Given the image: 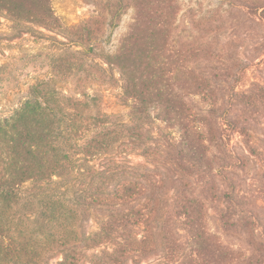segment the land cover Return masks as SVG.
<instances>
[{
	"label": "rangeland",
	"instance_id": "obj_1",
	"mask_svg": "<svg viewBox=\"0 0 264 264\" xmlns=\"http://www.w3.org/2000/svg\"><path fill=\"white\" fill-rule=\"evenodd\" d=\"M6 3L9 12L0 7L2 117L13 116L40 93L48 96L59 120L75 127L78 145L105 127H133L130 137L112 144L108 153L77 156L74 167L53 182L26 183L21 188L26 200L15 208L18 217L30 213L27 199L46 193L106 195L124 181H138L146 189L134 202L90 204L74 228L71 253L49 250L45 264H70L64 255L92 264L107 252L111 264H195L182 224L171 222L167 239L162 232L186 183L187 194L198 197L190 207H202L207 230L238 253L239 264L264 254V247L255 250L256 243L264 246V0ZM152 81L162 90V100L154 98ZM131 87L146 100L147 114H137L141 119L135 123ZM33 149L36 156H46L47 148ZM6 151L0 144V172ZM108 167L115 169L110 182L99 175ZM154 179L159 181L155 186ZM144 206L150 209L154 237L141 242L142 228H135L128 240L139 251L117 253L124 243L118 235L93 244L111 213ZM0 210L5 212L4 206ZM189 211L190 223L198 214ZM240 218L247 230L238 225ZM19 232L13 233L16 243ZM165 246L171 247L173 259ZM0 264L23 263L0 257Z\"/></svg>",
	"mask_w": 264,
	"mask_h": 264
},
{
	"label": "trees",
	"instance_id": "obj_2",
	"mask_svg": "<svg viewBox=\"0 0 264 264\" xmlns=\"http://www.w3.org/2000/svg\"><path fill=\"white\" fill-rule=\"evenodd\" d=\"M7 5L6 0L0 1V7L9 12ZM9 14L12 15V13ZM151 83L153 81L149 84L154 90V98H157L158 101L162 100V90H157V87L155 88ZM126 85L127 88L129 86L127 79ZM131 88L133 89V87ZM133 92L135 103L132 108V118L135 123L141 119V117H137V114L144 116L147 114V110L144 108L145 98L141 97L137 89H133ZM47 97V95L35 93L34 98L27 100L23 108L13 116L8 118L0 115V144L4 145L7 150V160L0 172V207L4 206L5 210L3 213L0 210V257L6 258L8 262H13L16 258L23 264H45L42 260L46 254L50 253L49 250L69 253L71 251L69 241L75 234L74 228H78L80 221L86 217L90 204L130 203L136 201L146 191L138 181H124L115 186L112 193L106 195L85 194L83 197L81 195L68 197L65 194L46 193L37 197L36 200L27 199L25 204L30 205L32 209L29 210V214L22 213L23 215L18 217L19 213L15 208L26 200L21 192V188L26 183L53 182L54 177H60L74 167L77 156L94 155L100 152L108 153L113 147H110L112 144L130 137L127 134L133 130V127H128V129L124 126L113 129L105 127L102 132L96 133L94 138H90L83 145H78L79 137L74 135L75 127H68L63 120L58 119L55 109L49 105ZM98 137L101 138L97 139ZM34 144L47 148L45 157L43 155L36 156L33 149ZM114 171L115 169L108 167L99 175L106 179V182H110ZM177 179L178 177L175 180ZM209 180L213 181L211 183L214 190L216 181L212 174H210ZM158 182L154 179L153 185L155 186ZM186 184L187 187L180 191L174 208L166 214L167 217L162 227L163 238L167 239L172 235L169 225L177 220L182 224V230L189 237L190 258L195 264H239L238 253L224 245L217 235L207 230L203 223L202 207L198 208L197 204L196 207H190V202L198 203V197L194 194L192 196L187 194L188 183ZM36 205H39L40 212L36 210ZM190 209L195 210L198 216L195 220H190L189 223ZM225 218L226 216L222 215L223 224L229 227L230 223ZM243 220L245 218H240L238 225L247 230L248 223L244 225L241 222ZM39 222L40 224L35 225ZM46 224H48L47 228ZM138 227L142 228L141 242L153 239L152 216H150L148 207L111 213L108 219L102 223L100 231L93 237V244L101 245L111 242L113 237L118 235L124 243L118 244L119 251L117 253L139 251L135 247L134 240H128L129 234L134 233V229ZM18 228L20 229V238L16 243L13 233ZM46 230L50 232V236H44ZM70 233H72V237L68 236ZM82 234L86 236V232ZM251 235L253 234L248 233L249 241L255 242ZM15 246H18L19 249L14 250ZM260 247H264L263 244L256 243V253L260 251ZM146 249L149 251L148 247ZM164 251L169 260L173 259L170 246H165ZM102 256L103 258L94 260L92 264H111L108 252L103 253ZM259 257L260 259H258ZM69 260H71L70 264H78L79 259L64 255V261L67 263ZM245 261L248 264H264V254L251 255L243 259L240 264H244Z\"/></svg>",
	"mask_w": 264,
	"mask_h": 264
}]
</instances>
